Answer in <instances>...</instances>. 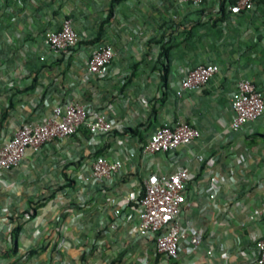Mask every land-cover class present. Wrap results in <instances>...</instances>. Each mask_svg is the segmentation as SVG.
Segmentation results:
<instances>
[{"label": "crops", "instance_id": "obj_1", "mask_svg": "<svg viewBox=\"0 0 264 264\" xmlns=\"http://www.w3.org/2000/svg\"><path fill=\"white\" fill-rule=\"evenodd\" d=\"M110 1L0 0V138L9 137L21 121H39L52 104L68 98L115 121L118 132L92 138L82 127L47 143L37 155L27 151L18 165L36 161L46 170L51 164L80 161L64 172L73 181L74 195L84 193L88 199L86 219L71 226L80 249L70 250L77 257L85 242L87 264H109L120 252L124 263L132 264L134 251L142 248L151 249L145 258L149 264H254V243L264 236V217L250 221L248 213L264 198V113L233 131L228 96L241 77L264 90V0L238 15L225 13L227 0H204L198 8L178 0H120L109 15ZM64 18L72 20L82 42L69 57L58 56L43 43L45 32L58 29ZM106 42L115 49L108 74L87 77L91 50ZM208 62L216 63L219 72L205 87L177 96L187 70ZM176 121L193 124L200 137L172 155L142 152L155 127ZM138 126L135 133L121 130ZM98 155L120 160V170L109 179L90 178L81 184ZM181 167L193 179L219 176L218 206L203 208L204 193L189 198L184 218L206 226L205 241L190 254L180 253L178 261H169L154 255L139 237L131 207L111 228L107 201L140 194L148 173Z\"/></svg>", "mask_w": 264, "mask_h": 264}, {"label": "built area", "instance_id": "obj_2", "mask_svg": "<svg viewBox=\"0 0 264 264\" xmlns=\"http://www.w3.org/2000/svg\"><path fill=\"white\" fill-rule=\"evenodd\" d=\"M193 7H201L204 0H178ZM256 0H227L225 13L238 15L251 11ZM174 20H178L173 15ZM80 36L70 18H64L60 27L48 30L43 36V43L48 49L61 57L71 56ZM115 49L111 43H103L90 52L86 65L87 77H105L114 59ZM220 67L216 63H199L187 70L175 90L181 96L186 90L201 89L218 73ZM232 111L230 129L241 130L250 121L260 118L264 113V90L251 79H237L235 88L228 96ZM85 128L92 138L108 135L116 129L115 121L104 111L92 113L87 104L68 98L52 104L50 112L39 121H21L17 123L9 137L0 141V173L17 167L26 152L37 155L47 143L70 137ZM200 131L191 123L176 121L171 125H159L147 136L142 145L143 153L173 154L178 148L190 144L200 137ZM204 161L202 155H197ZM121 168L120 160H111L98 155L91 164L90 173L80 180L86 183L90 178L103 180L113 177ZM217 174L193 179L185 167L170 173L151 172L143 181L140 194L129 192L121 199L110 198L107 206L115 221L126 218L125 208L131 207L137 216V233L141 239L151 245L153 254H160L169 261H178L180 253L190 254L192 248L201 246L207 233L206 226H195L190 219L184 218V209L189 205V198L204 193L206 202L203 208L218 206L214 202L218 197ZM212 219L217 213L212 211ZM264 217V198L260 204L248 213L250 221ZM186 242V244H184ZM254 247L256 258L254 264H264V236L259 237ZM210 255L211 252L207 251ZM189 264H194L189 260Z\"/></svg>", "mask_w": 264, "mask_h": 264}, {"label": "rangeland", "instance_id": "obj_3", "mask_svg": "<svg viewBox=\"0 0 264 264\" xmlns=\"http://www.w3.org/2000/svg\"><path fill=\"white\" fill-rule=\"evenodd\" d=\"M127 128L121 130L132 133ZM76 163L80 161L51 164L45 170L34 161L0 173V264H87L85 242L77 257L70 254L80 249L71 226L86 219L88 203L84 193L74 195L73 181L64 172ZM81 237L86 241L88 235ZM139 252L134 251L131 263L149 264L145 258L151 249ZM123 257L120 252L109 264H125Z\"/></svg>", "mask_w": 264, "mask_h": 264}, {"label": "trees", "instance_id": "obj_4", "mask_svg": "<svg viewBox=\"0 0 264 264\" xmlns=\"http://www.w3.org/2000/svg\"><path fill=\"white\" fill-rule=\"evenodd\" d=\"M120 0H111L110 1V5H109V15H111L113 13V9H114V6L119 2ZM140 126V125H139ZM138 127H135V128H127L128 131L132 132V133H135L137 132L138 130ZM34 251L30 250L29 251V254H33ZM13 264H20L18 261L13 263Z\"/></svg>", "mask_w": 264, "mask_h": 264}]
</instances>
